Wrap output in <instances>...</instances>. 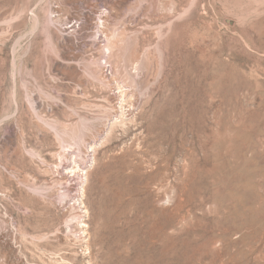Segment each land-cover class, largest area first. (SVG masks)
I'll return each mask as SVG.
<instances>
[{"label":"rangeland","instance_id":"374dc122","mask_svg":"<svg viewBox=\"0 0 264 264\" xmlns=\"http://www.w3.org/2000/svg\"><path fill=\"white\" fill-rule=\"evenodd\" d=\"M0 264H264V0H0Z\"/></svg>","mask_w":264,"mask_h":264},{"label":"bare ground","instance_id":"6f19581e","mask_svg":"<svg viewBox=\"0 0 264 264\" xmlns=\"http://www.w3.org/2000/svg\"><path fill=\"white\" fill-rule=\"evenodd\" d=\"M110 46V45H109ZM109 46H107L108 48H109V50L111 49ZM94 70H92V68H90V67H88V73L89 74H91L92 76H94L95 75V72H93ZM98 76V75H97ZM127 77V76H126ZM128 77H130L131 78V75L130 76H128ZM127 77V78H128ZM100 78V77H99ZM132 81H134V78L132 77ZM129 80H131V79H129ZM125 81V80H124ZM126 83V82H125ZM127 84V83H126ZM123 87H125L124 86V84L122 85ZM131 86V85H130ZM121 87V86H120ZM127 87V86H126ZM122 89H124V88H121V91H122ZM131 91V90H130ZM129 92V91H128ZM130 93V92H129ZM122 94L124 95V96H128L127 94V90L125 91V90H123L122 91ZM68 136H69V138H73V139H76V140H80L81 138H82V132H81V129L79 128V129H77V130H75V131H72V132H68V134H67ZM87 173V171L85 172V174Z\"/></svg>","mask_w":264,"mask_h":264}]
</instances>
